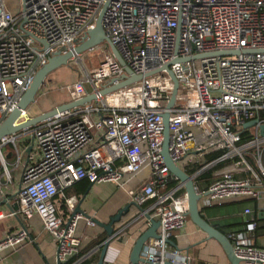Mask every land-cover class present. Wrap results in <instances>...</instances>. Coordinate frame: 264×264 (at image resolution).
I'll use <instances>...</instances> for the list:
<instances>
[{"label": "built area", "instance_id": "obj_1", "mask_svg": "<svg viewBox=\"0 0 264 264\" xmlns=\"http://www.w3.org/2000/svg\"><path fill=\"white\" fill-rule=\"evenodd\" d=\"M104 6L105 34L126 65L135 74L160 70L0 138V223L20 224L0 230V252L28 239L22 218L33 215L53 238L60 264H79L95 252L85 250L96 237L95 219L74 212L75 198L64 195L85 179L125 191L133 212L113 237L136 223L139 235L158 221L157 237L144 242L137 264H188L169 242L187 216L184 186L161 155V113L173 86L163 66L178 82L169 110L170 157L184 171L199 165L187 173L193 182L214 166L205 190L194 182L206 205L249 199L264 212V0H19L14 12L0 0V123L35 71L60 48L72 50ZM123 72L108 49L86 72L89 92ZM76 89L72 100L88 93L82 83ZM28 118L21 110L15 123ZM137 176L141 183L128 187ZM243 212L242 229L226 236L240 264H264V243L255 241L258 218L248 207Z\"/></svg>", "mask_w": 264, "mask_h": 264}, {"label": "crops", "instance_id": "obj_2", "mask_svg": "<svg viewBox=\"0 0 264 264\" xmlns=\"http://www.w3.org/2000/svg\"><path fill=\"white\" fill-rule=\"evenodd\" d=\"M133 182L136 185L140 184L141 180L134 179ZM67 191V196L65 193L64 195L67 198H75V207L79 204L80 209L84 213L102 223H107L110 216L127 204L125 191L111 182L93 183L86 194V190L84 193L76 194L73 186L68 188ZM234 203L237 206L235 207L236 210H234L235 214H232V216L226 213L231 208L226 210L223 208L216 212L214 205L208 206L204 201H200L199 207L206 220L212 226L220 227L221 232L225 235L242 229L244 218H246L243 212L244 208H250L252 213L258 218L255 241L257 245H262L264 243V212L257 209L258 204L256 201L249 199L230 201L221 205ZM58 204L60 210L65 209L63 199H59ZM132 212L133 210L130 209L122 220L124 221ZM22 222L29 233L28 239L13 249L0 252V264H57L55 242L48 232L42 228L39 217L33 215L28 219L22 218ZM6 223L7 225L2 229L1 224L3 223H0V230L3 234L9 228L14 230L20 225L18 221L12 219L7 220ZM139 225L136 223L127 226L123 231L122 237L116 236L110 240L104 257L105 264H128L131 247L138 236ZM93 233L96 237L102 233L106 237L105 230L98 225L93 229ZM118 238H121V240H118ZM170 241H173L174 247L180 249L182 253L188 256V264H231L221 245L214 238H209L188 217L184 227L177 231Z\"/></svg>", "mask_w": 264, "mask_h": 264}, {"label": "water", "instance_id": "obj_3", "mask_svg": "<svg viewBox=\"0 0 264 264\" xmlns=\"http://www.w3.org/2000/svg\"><path fill=\"white\" fill-rule=\"evenodd\" d=\"M106 10V6L102 8L100 13L97 16L95 21V25L92 29L87 30L83 37L76 43L72 50H58L54 54H52L47 61L42 64L34 73L32 80L28 86V88L23 92L21 95L17 107L10 112L0 123V138L4 135L16 132L28 126H33L36 123L45 120L58 112H62L68 109H71L76 106H82L86 103L95 100L97 96H104L107 95L115 90L123 88L127 85H130L134 82L140 81L144 77H148L160 70L154 69L148 71L144 74H135L125 63L122 59L120 54L118 53L116 47L112 44V42L108 39L105 34L104 27H103V17ZM45 44V43H44ZM104 44L108 47L114 58L119 62L120 65L123 66L124 72L119 77H113L109 79L105 84L102 85L97 92H88L84 96L76 98L74 100L68 101L63 104H59L47 111L41 112L35 116L29 117L24 122L15 123L17 118L20 115L21 110H25L26 107L35 101V97L40 90L41 86L45 82L46 76L52 72L53 70L67 65L68 61L71 59H78L79 55L89 49H92L95 46ZM46 45V44H45ZM219 54H227L230 53L229 51L218 52ZM237 53V52H236ZM189 59V58H186ZM179 59H174V61H178ZM170 62H173L170 61ZM168 72L169 77L172 81V90L169 95V100L165 106V111L161 113L162 122H163V140L161 146V155L163 157L164 164L168 168L169 172L174 175L184 186V191L186 194V210L185 215L191 220L193 224H195L199 229L206 233L209 238H214L223 248L229 262L231 264H240V260L237 256H235L232 245L230 240L227 236L218 230L216 227L212 226L204 217L199 207L202 195L196 191L194 186L193 179L190 175H188L184 170H182L177 163L170 157L168 152V141H169V110L173 108L177 89H178V82L174 77L173 73L168 67V64L163 66ZM257 120H251L245 123L244 126H251ZM264 129V126L261 127V130ZM29 149V148H28ZM92 183L90 182L89 186L87 187L85 194L89 191ZM84 194V196H85ZM130 208V204L127 202L123 207H121L114 215L110 216L107 223H102L95 219L98 226L102 227L105 230V240L103 241V245L99 252L98 260L95 264H105L104 257L106 253L107 246L110 240L113 238L114 228L115 226L121 222L123 216H125ZM74 212H82L80 209L79 204L74 209ZM264 217V213H263ZM158 221L151 220L150 226L144 229L134 240V243L131 247V251L129 254L128 264H137L138 262H142L143 258L141 257V250L143 247L144 242L148 238H155L157 237V227ZM121 240V238H118ZM170 244L174 246L173 241H169ZM57 264H60L57 261Z\"/></svg>", "mask_w": 264, "mask_h": 264}, {"label": "rangeland", "instance_id": "obj_4", "mask_svg": "<svg viewBox=\"0 0 264 264\" xmlns=\"http://www.w3.org/2000/svg\"><path fill=\"white\" fill-rule=\"evenodd\" d=\"M6 6L13 12L19 9V0H4ZM62 50V48H60ZM108 51V47L104 44L93 47L86 50L79 55V60L71 59L67 65L61 66L52 72H50L46 78L44 84L38 91L35 101L30 103L26 107V112L29 117L35 116L41 112L47 111L56 105L71 101L77 96V84L82 83V86L88 92L91 87L86 82V72L90 71L98 65L104 58V53ZM135 179H139L137 176ZM134 182L127 184L128 187H132ZM237 204H224L214 205V210L218 212L220 209L231 208L228 215H234L235 207ZM225 213V214H226ZM235 217V216H234ZM1 229L7 225L6 221H2Z\"/></svg>", "mask_w": 264, "mask_h": 264}, {"label": "trees", "instance_id": "obj_5", "mask_svg": "<svg viewBox=\"0 0 264 264\" xmlns=\"http://www.w3.org/2000/svg\"><path fill=\"white\" fill-rule=\"evenodd\" d=\"M209 159L214 157L213 155H207ZM199 165H197L194 169H185L186 173L192 174V172L198 168ZM215 168L210 167L207 169L202 170L195 178V186L197 187L198 190H205L207 186L213 181V176L212 173L214 172ZM90 184L89 181L82 179L76 183H74L72 186L75 188V193H84V191L87 189V186ZM71 186V187H72ZM70 188V187H69ZM68 189V188H67ZM67 189L65 190V194L67 196ZM217 228L221 231V228L217 226ZM105 240V235L99 234L95 239H93L88 245L86 246L85 250H91L94 248H97L95 252L89 254L87 258H85L83 261H81L79 264H95L98 260L99 252L101 250V247L103 245V241ZM66 264H71V261L66 263Z\"/></svg>", "mask_w": 264, "mask_h": 264}, {"label": "bare ground", "instance_id": "obj_6", "mask_svg": "<svg viewBox=\"0 0 264 264\" xmlns=\"http://www.w3.org/2000/svg\"><path fill=\"white\" fill-rule=\"evenodd\" d=\"M77 60V59H76Z\"/></svg>", "mask_w": 264, "mask_h": 264}]
</instances>
